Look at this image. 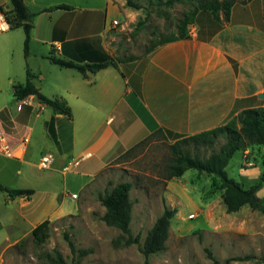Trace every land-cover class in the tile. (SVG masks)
<instances>
[{
  "label": "rangeland",
  "instance_id": "374dc122",
  "mask_svg": "<svg viewBox=\"0 0 264 264\" xmlns=\"http://www.w3.org/2000/svg\"><path fill=\"white\" fill-rule=\"evenodd\" d=\"M114 1L118 12L108 18H105L104 13L87 12L84 9L80 11L83 17L92 19L95 26L90 31H93L92 35L98 36L83 39V45L88 44L90 49L80 54L75 61L81 64L84 61L92 63L103 59L105 52L102 40L107 35L105 46L115 60L134 58L133 61L119 63L123 71L139 74L151 55L154 43L176 34L178 18L197 7L200 0L194 4L182 2L172 6L167 5L168 0H131L139 8L129 6L128 0ZM243 1L246 0H239L235 5L244 4ZM251 2H255L264 13V0L247 3ZM200 14V22H204L207 16L209 19L212 16L209 12ZM235 15L237 19H243L238 11ZM72 16L78 18L79 13L70 17ZM108 28L110 29L107 32ZM9 35L11 38L18 35V38L14 37L12 41L15 44L14 49L5 53L0 50V65L19 73L22 83L26 81L28 69L35 76L34 83L41 85L38 87L47 97H53L54 93H63L59 87L68 86L74 78L84 83L78 70H64L48 61L49 54H43L46 49L37 40L32 41L29 56L26 57L23 29ZM111 70L118 76L124 93L123 71ZM89 76L94 78L93 75ZM101 80H98L96 90H99ZM85 86L89 88L88 85ZM100 100L98 98V102ZM129 101H133L136 110L141 112L136 95L131 96ZM33 104V134H48L46 122L53 115V110L48 106L39 109L36 99ZM20 105L22 104L14 99L12 87L5 79L0 87V109L7 107V113L15 117ZM97 106L101 110L115 113L111 114L115 117L118 116V111L113 110L115 107L101 103ZM97 114L100 115L99 112ZM74 115H79L76 107ZM130 117L132 122L126 129L134 124V116ZM4 131L8 133L5 128ZM223 142L220 139L216 148ZM174 143L175 139L171 135L157 132L137 146L131 147L78 197V209L75 212H66L71 214L51 221L49 238L42 245L35 243L31 228L21 218L24 211L21 208V199L12 200L7 193L0 191V221L3 225L0 230V264H41L44 261L43 254L53 249H57L68 263L147 264L142 247L149 231L163 214L165 206L176 208L177 213L171 220L166 249L151 255L148 264H214V258L218 264H263L264 214L251 210L249 206H244L236 213H228L223 202V190L216 177L190 170L182 177L168 179V166L172 159L171 145ZM30 145L32 151L25 161L0 158V183L11 189H33L35 193L31 198L39 212L47 203L49 194L60 189L62 179L52 170L54 166L49 171L37 168L40 153H54L53 144L38 140L36 143L32 141ZM182 146L184 151L192 155L210 154V150L201 145L188 143ZM263 152V148L259 146L237 152L226 168L228 176L244 188H250L259 182L263 171ZM121 182L133 184L130 194L133 201L130 228L133 237L139 238V242L130 245H126V237H123L120 230L108 226L102 220L105 208L99 197ZM257 196L264 198V185ZM65 234L70 236L77 250L89 253H72ZM10 236L15 240L12 238L9 247L2 251L4 240Z\"/></svg>",
  "mask_w": 264,
  "mask_h": 264
},
{
  "label": "crops",
  "instance_id": "0c3cea01",
  "mask_svg": "<svg viewBox=\"0 0 264 264\" xmlns=\"http://www.w3.org/2000/svg\"><path fill=\"white\" fill-rule=\"evenodd\" d=\"M25 3L30 12L38 14L32 23L30 49L33 40L39 41L46 49V53H42L49 54L48 61L51 54L75 61L80 56L83 39L98 36L92 35L90 30L95 24L91 18L81 15L82 9L104 13L105 18L118 12L114 0H25ZM59 5H68L72 9L44 11ZM241 5H234L229 21L220 25L212 16L200 22L199 14L196 23L190 27L191 37L158 47L139 74L125 73L118 64V68L110 66L97 73L88 72L87 77L80 73L84 83L74 78L68 86L59 87L63 93H54L49 98L65 99L72 115L53 113L46 122L48 134H33L35 97L19 101L22 105L15 117L7 113V107L0 109V120L3 128L8 130L6 135L14 156L0 158L25 161L30 157L32 141H48L54 147V153L42 151L40 156L44 153L53 156L52 170L62 179L60 189L49 194L47 203L39 212L31 198L34 194L29 198L17 197L24 209L21 218L31 228V233L45 220L51 222L75 212L78 197L116 159L147 137L157 132L171 134L172 138L193 136L222 126L246 109L264 108V97H260L264 96V13L255 2ZM0 6L4 10L12 8L9 0H0ZM237 11L243 19L236 18ZM77 13L78 18L70 17ZM19 29L23 28L11 29L6 16L0 12V50L3 53L14 49L12 41L18 35L11 38L9 34ZM106 37L103 36L102 47L113 56L105 46ZM111 69L123 71L124 93L118 76ZM5 79L13 93L16 84L27 81L26 78L22 83L19 73L0 65V87ZM34 79L32 74L31 81L41 91L38 87L41 85L34 83ZM99 79H102L101 85L96 90ZM133 95H136L142 113L136 110L133 101H129ZM98 103L115 107L113 110L118 111V116L101 110ZM43 106L46 105L38 104L39 109ZM75 107L78 117L74 115ZM131 115L134 124L126 129L132 122ZM53 118L54 136L48 127ZM25 138L29 142L23 144ZM2 228L0 221V230ZM12 238L4 240L2 251L9 247Z\"/></svg>",
  "mask_w": 264,
  "mask_h": 264
},
{
  "label": "trees",
  "instance_id": "16d2710c",
  "mask_svg": "<svg viewBox=\"0 0 264 264\" xmlns=\"http://www.w3.org/2000/svg\"><path fill=\"white\" fill-rule=\"evenodd\" d=\"M9 1L12 5L11 10H4V8L0 6V12L6 16L11 29H24V52L25 56L28 57L30 53L31 31L33 29L32 23L38 14L29 11L25 0ZM196 1L198 0H168L167 5L172 6L182 2L194 4ZM249 1L252 0H246L242 3L246 4ZM238 2L239 0L198 1L199 5L197 7L185 12L183 17L178 18L176 22V34L164 37L160 41L155 42L151 48V53L158 47L167 43L189 39L191 37L190 26L196 23L198 15L202 12H209L213 19L220 24L228 22L232 7ZM128 5L133 8H139V6L134 4L131 0H128ZM55 9L71 10L72 7L68 5H59L44 11H52ZM89 49L90 47L88 44L83 45L80 54L88 52ZM49 59L53 64L61 68L78 70L84 77H87L88 72L97 73L110 66L118 68L119 63L134 60V58L115 60L113 56L106 52L103 59L92 63L84 61L80 64V62L58 58L52 54ZM31 78L32 73L28 69L26 83L16 84L14 86V95L17 101H26L30 96H33L39 103L50 107L55 115L61 114L71 117V107L65 99L61 97L49 98L45 96L33 84ZM53 120L54 118L48 123V127L50 133L54 136ZM174 139L175 143L171 145L172 159L168 166V179L182 177L190 170L216 177L220 181V186L223 190V202L228 213H236L244 206H249L251 210L259 211L264 214V198L257 196V193L264 185V152L261 178L259 182L250 188H244L242 184L230 178L226 171L229 162L237 152L253 146L262 147L264 151V108L246 109L239 115L228 120L222 126L213 130L187 137L175 136ZM220 139L224 140V142L219 145L217 149L216 146L219 144ZM188 143L204 146L210 150V154L202 155L201 153H196L192 155L188 151L182 149V145ZM132 188L133 184L131 182H121L114 185L111 190H106L105 193L99 197L101 205L105 208L102 220L108 226L114 227L123 233V237H126V245L139 242V238L133 237L130 228L133 217V201L130 197ZM0 191L7 193L12 200L22 196L29 198L35 193L33 189H11L1 183ZM176 213V208L171 209L165 206L163 214L157 219L154 226L149 231L142 247V253L147 259V264L151 255L160 253L166 249L171 220ZM50 225V220H45L32 231V236L37 245L44 244L49 238ZM65 240L68 242L72 253H89L88 251L77 250L68 234H65ZM42 259L44 261L41 264H75L68 263L57 249H53L51 252H45ZM213 260L214 264H218L215 258ZM261 261L264 264V257Z\"/></svg>",
  "mask_w": 264,
  "mask_h": 264
},
{
  "label": "built area",
  "instance_id": "2783aa9c",
  "mask_svg": "<svg viewBox=\"0 0 264 264\" xmlns=\"http://www.w3.org/2000/svg\"><path fill=\"white\" fill-rule=\"evenodd\" d=\"M23 144L28 143L29 139L25 138ZM0 157H14L13 150L8 142L7 135L4 131L3 125L0 120ZM55 160L52 155L44 153L40 156L37 163V168L39 170H51L54 166ZM78 164V163H77ZM76 164V165H77Z\"/></svg>",
  "mask_w": 264,
  "mask_h": 264
},
{
  "label": "water",
  "instance_id": "95a60500",
  "mask_svg": "<svg viewBox=\"0 0 264 264\" xmlns=\"http://www.w3.org/2000/svg\"><path fill=\"white\" fill-rule=\"evenodd\" d=\"M261 98H263L264 96L263 95H260Z\"/></svg>",
  "mask_w": 264,
  "mask_h": 264
}]
</instances>
